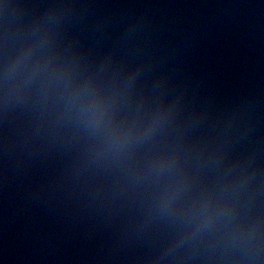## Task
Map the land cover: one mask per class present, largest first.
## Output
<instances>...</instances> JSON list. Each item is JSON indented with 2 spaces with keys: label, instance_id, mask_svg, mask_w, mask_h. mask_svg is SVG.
<instances>
[{
  "label": "water",
  "instance_id": "95a60500",
  "mask_svg": "<svg viewBox=\"0 0 264 264\" xmlns=\"http://www.w3.org/2000/svg\"><path fill=\"white\" fill-rule=\"evenodd\" d=\"M0 264H264V0H0Z\"/></svg>",
  "mask_w": 264,
  "mask_h": 264
}]
</instances>
